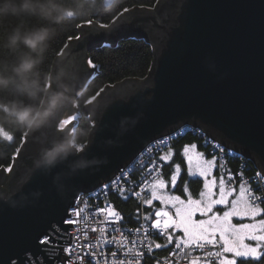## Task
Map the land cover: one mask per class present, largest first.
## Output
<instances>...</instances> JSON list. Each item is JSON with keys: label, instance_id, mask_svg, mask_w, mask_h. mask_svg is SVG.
<instances>
[{"label": "water", "instance_id": "obj_1", "mask_svg": "<svg viewBox=\"0 0 264 264\" xmlns=\"http://www.w3.org/2000/svg\"><path fill=\"white\" fill-rule=\"evenodd\" d=\"M81 29L63 53L81 87L94 71L84 62L87 52L103 41L114 45L129 36L148 41L152 69L144 80L107 87L93 103L96 125L86 155L106 163L65 180L61 190L53 177L66 171L65 165L50 174L33 171L21 183L33 168L29 138L9 174V191L0 187V260L5 262L65 264L59 233L73 228L58 221L66 203L81 188L87 193L110 180L150 142L185 125L199 127L264 170V0H159L155 10L133 8L109 28ZM123 118L134 124L120 134ZM5 177L1 170L0 184ZM45 233L54 238L47 246L38 243Z\"/></svg>", "mask_w": 264, "mask_h": 264}, {"label": "snow or ice", "instance_id": "obj_2", "mask_svg": "<svg viewBox=\"0 0 264 264\" xmlns=\"http://www.w3.org/2000/svg\"><path fill=\"white\" fill-rule=\"evenodd\" d=\"M128 11L123 8L119 15ZM93 23L88 19L77 27ZM95 23L100 28L110 27ZM86 63L93 70L98 67L91 58ZM104 90L102 87L88 97L86 104H93ZM77 119L75 113L68 115L60 121L61 129ZM187 131V126L178 128L152 141L130 158V164L117 169L118 175L88 188L86 199L74 195L66 203L58 223L75 226L74 231L63 228L59 233L64 238L61 252L66 264H264V170L247 176L245 163L233 171L225 156L236 158L234 150L204 139L203 132L199 133L203 143L177 147L174 142L183 139ZM191 131L197 133L195 128ZM0 139L9 146L20 141L10 162L0 164V170L11 173L29 137L0 128ZM210 143V152L201 150ZM182 171L201 184L195 193L187 182L177 188ZM110 193L124 203L134 199V212L118 209ZM53 239L45 233L38 243L47 246ZM0 264L17 262L0 260Z\"/></svg>", "mask_w": 264, "mask_h": 264}, {"label": "clouds", "instance_id": "obj_3", "mask_svg": "<svg viewBox=\"0 0 264 264\" xmlns=\"http://www.w3.org/2000/svg\"><path fill=\"white\" fill-rule=\"evenodd\" d=\"M118 3L0 0V128L14 135L23 133L34 145L33 168L21 183L27 182L33 171L50 174L65 165L66 171L53 177V184L61 190L65 180L106 163V159L86 155L98 106L86 104L89 93L80 86L68 54L53 56L52 52L70 26L97 13L110 15ZM78 110L82 119L77 126L61 129L60 121ZM130 124L134 121L123 118L120 134L128 131ZM0 143L7 142L0 139Z\"/></svg>", "mask_w": 264, "mask_h": 264}, {"label": "trees", "instance_id": "obj_4", "mask_svg": "<svg viewBox=\"0 0 264 264\" xmlns=\"http://www.w3.org/2000/svg\"><path fill=\"white\" fill-rule=\"evenodd\" d=\"M157 2L158 0H119L115 10L110 15L97 13L88 19H92L94 21L93 24H97L95 23L96 21L111 24L112 19H116V17L121 16L119 14L123 8H128L130 10L138 7L153 8ZM84 21L85 20H82L77 22L75 25L70 26L69 29L59 38L54 45L52 52L53 56H58L61 55L60 53L65 52L66 45L80 35V31L82 29L77 27V25L82 24ZM70 36L73 37L71 40L68 39ZM89 55V57L98 66L97 75L86 91L89 93V97L102 87L106 89L107 87L115 86L127 79H146L152 69V48L145 42L144 39L142 40L138 36L120 38L116 44L111 46H102L99 49L93 50ZM81 119L82 115L79 116L77 124L81 121ZM188 142H196L200 144V142L192 136H185L183 139L175 141L174 143L178 147L180 144ZM19 143L20 141L18 139L11 146L7 143H0V151L4 153L3 156H0V164L7 165L10 162L9 158ZM177 162H179V157H177ZM183 167L184 166L182 165V169ZM165 172H167V168H165ZM181 182H187L191 186L190 188L194 193L201 187L199 182H195L194 178L184 175L183 171L181 181H179L177 185L178 189L181 187ZM176 194H179V191H177ZM113 202L117 205L118 209L125 212H134L135 210L136 201L134 199L124 203L117 199L116 196H113Z\"/></svg>", "mask_w": 264, "mask_h": 264}, {"label": "bare ground", "instance_id": "obj_5", "mask_svg": "<svg viewBox=\"0 0 264 264\" xmlns=\"http://www.w3.org/2000/svg\"><path fill=\"white\" fill-rule=\"evenodd\" d=\"M159 1V0H158ZM156 6V5H155ZM148 8V7H147ZM153 10H155V7H153L152 8ZM92 26H93V24H92ZM95 30H96V28H95ZM79 38H80V35L78 36ZM99 38V37H98ZM143 40V39H142ZM72 41V40H71ZM145 42L146 43H148L150 46H151V44L148 42V41H146L145 40ZM69 45V43L66 45V47ZM102 46H111V43L110 42H107L106 44H105V41H103L102 42V45L100 46V47H98V48H92L91 50H89L88 52H87V55L88 56H90L89 54L93 51V50H96V49H99V48H101ZM65 47V48H66ZM151 48H152V46H151ZM153 51V50H152ZM90 57H88V59H89ZM153 58H154V52H153ZM85 63H86V61H84ZM97 72H98V67H97V70H96ZM97 72H95V74L94 75H92V76H90L87 80H86V82L84 83V86L82 87L85 91H87V89H88V87H89V85L92 83V81L94 80V78H95V76L97 75ZM141 80H144V79H141ZM78 112H79V116H81L82 114H81V112L78 110ZM79 116H78V118H79ZM77 122H78V119H77V121H76V123H74V125L72 126V128L73 127H76V125H77ZM96 125V120L95 119H93V126H95ZM194 127V126H193ZM197 131L199 130V131H201V132H203V130L202 129H200L199 127H194ZM185 137V136H184ZM159 139V138H158ZM157 140V139H156ZM151 143V142H150ZM149 143V144H150ZM148 144V145H149ZM201 144V143H200ZM221 144V143H220ZM147 145V146H148ZM146 146V147H147ZM234 152H236V151H234ZM138 155H139V153H138ZM137 155V156H138ZM227 158H229V156H227ZM232 158V157H231ZM145 159H147V157H145ZM131 163V162H130ZM129 163V164H130ZM228 166L233 170V171H235L237 168H238V163H237V161L236 160H231L230 162H229V164H228ZM257 168V167H256ZM258 170V169H257ZM252 173H253V171L250 169L249 170V173H248V175L247 176H251L252 175ZM116 175H118V174H116ZM115 175V176H116ZM114 176V177H115ZM113 178V177H112ZM108 181H106L105 183H107ZM104 184V183H103ZM189 187H191L190 185H189ZM191 189V188H190ZM80 195H87V193H81ZM79 195V196H80ZM129 226H132V224H130Z\"/></svg>", "mask_w": 264, "mask_h": 264}, {"label": "built area", "instance_id": "obj_6", "mask_svg": "<svg viewBox=\"0 0 264 264\" xmlns=\"http://www.w3.org/2000/svg\"><path fill=\"white\" fill-rule=\"evenodd\" d=\"M187 126V129H188V131H187V134H189V133H193L192 131H191V129H193L194 127L193 126H190V125H185V126H183L182 128H185ZM201 131H197V134H199ZM194 134V133H193ZM203 134H204V139H207V140H209L210 142H216V141H213L210 137H208V135H206L204 132H203ZM195 135V134H194ZM216 143H218V142H216ZM208 147H211V143L209 144V146ZM226 147V146H225ZM226 150H229L227 147H226ZM236 154H237V156H236V158H231V157H229V158H227V156H225V159L228 161V164H229V162L231 161V160H238V157L240 158V161H239V166L241 165V167H243L244 166V164L246 163L247 164V168L250 170H252L253 172H255V171H257V168L254 166V165H252V164H250V162L252 161V160H250V159H247L244 155H242L241 153H239V152H235ZM253 162V161H252ZM254 163V162H253ZM255 164V163H254ZM248 173H249V171H247L246 172V174L248 175ZM134 177L136 178V179H138V174H134ZM111 195H113V194H109V198L111 197ZM84 197H85V199L87 198V195H83ZM101 200H103V196H101ZM72 228H73V231H74V229H75V226H72ZM92 239H95V235L94 234H92ZM66 264V263H65Z\"/></svg>", "mask_w": 264, "mask_h": 264}, {"label": "rangeland", "instance_id": "obj_7", "mask_svg": "<svg viewBox=\"0 0 264 264\" xmlns=\"http://www.w3.org/2000/svg\"><path fill=\"white\" fill-rule=\"evenodd\" d=\"M86 65H87V63H86ZM88 67V66H87ZM88 69H90L91 70V68H89L88 67ZM97 70V69H96ZM95 70L93 71V74L92 75H94L95 74ZM91 75V76H92ZM75 114H77L78 116H79V112L78 111H76V112H74ZM185 136H192V137H194L195 139H197L200 143H203V140L201 139V137L199 136V134H191V133H189V134H186ZM206 152H210L211 151V147H208L207 149H204ZM237 161V163H238V167H241V165L239 166V161H240V158L238 157V160H236ZM250 164H252V165H254L255 167H256V165L251 161L250 162ZM6 173V172H5ZM9 174L10 173H6V177H5V179L3 180V182L0 184V187L2 188V189H5L6 191H9V188L7 187V182H8V177H9ZM113 196H115V195H111V197H110V199L113 201ZM132 226H135V225H132ZM64 246V245H63ZM66 263V262H65ZM58 264H63V263H58Z\"/></svg>", "mask_w": 264, "mask_h": 264}, {"label": "crops", "instance_id": "obj_8", "mask_svg": "<svg viewBox=\"0 0 264 264\" xmlns=\"http://www.w3.org/2000/svg\"><path fill=\"white\" fill-rule=\"evenodd\" d=\"M201 150H204V149H201ZM205 151V150H204Z\"/></svg>", "mask_w": 264, "mask_h": 264}]
</instances>
